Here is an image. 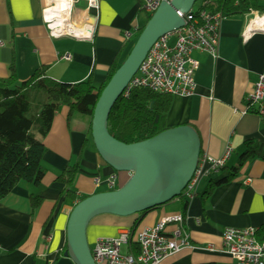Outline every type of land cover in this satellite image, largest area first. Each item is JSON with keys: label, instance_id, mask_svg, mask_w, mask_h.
Returning <instances> with one entry per match:
<instances>
[{"label": "crops", "instance_id": "crops-1", "mask_svg": "<svg viewBox=\"0 0 264 264\" xmlns=\"http://www.w3.org/2000/svg\"><path fill=\"white\" fill-rule=\"evenodd\" d=\"M260 3L264 5V0ZM44 7V0H0V78L11 76L12 63L20 80L47 66V75L59 82L76 84L91 79L98 87L107 79L119 53L120 63L125 60L134 36L150 19L143 0H99L98 11L87 8L86 3L79 7L77 18L84 29L93 31L92 39L53 37ZM258 14L261 12L252 8L225 17L217 56L195 54L200 62L195 92L173 95L168 126L194 127L201 138V156L220 159L228 145L233 152L224 168L205 176L201 188L188 198L185 228L191 246L168 256L162 264H237L222 252L224 230L264 227V160L260 158L250 160L230 182L203 199L212 181L238 165L247 140L264 143V119L247 111L246 104L258 76L264 73V31L247 40L242 36L249 19ZM67 54L71 60L64 59ZM68 113L67 107L59 109L43 140L47 171L41 183L21 181L0 200V264H76L64 252L69 215L76 201L65 199L66 185L58 177L80 154V170L72 187L79 197L111 190L107 181L112 176H116V188L130 178V173L114 170L101 157L90 135V119L74 117L69 121ZM32 197L42 198L37 209ZM176 212L182 213L179 199L144 214L99 215L88 226V241L94 244L99 237L113 236L120 230L137 232ZM207 245L217 251L200 249Z\"/></svg>", "mask_w": 264, "mask_h": 264}, {"label": "trees", "instance_id": "trees-1", "mask_svg": "<svg viewBox=\"0 0 264 264\" xmlns=\"http://www.w3.org/2000/svg\"><path fill=\"white\" fill-rule=\"evenodd\" d=\"M252 8L264 12V5L260 0H197L193 13L198 14L205 10L210 13H222L224 17H228L247 13ZM151 17L152 14L149 18ZM141 32L142 30H139L136 33L134 40ZM120 57L121 53L111 65L105 82L98 87L91 79L76 84L59 82L47 75V66L39 67L31 77L20 80L12 63L11 76L0 78V200L21 181L36 185L41 183L47 171L43 165V156L46 152L43 140L51 130L55 114L60 108L67 107L69 121L79 117L89 118L92 122L94 109L102 91L121 65ZM172 100V94L156 92L145 87L134 88L128 96L123 93L109 115V132L119 141L132 144L172 128L167 124ZM245 145L246 150L241 155L238 165L227 175L217 178L208 185L203 194L204 201L215 188L230 182L250 160L255 158L264 160L263 142L250 139ZM80 160L81 154L58 177V181L66 185L65 199L76 201V204L88 197H79L72 188L80 170ZM175 199L180 200L182 214L185 217L188 198L184 190L173 200ZM41 203V197H32L34 209ZM258 236L260 238L264 236V227L259 230ZM67 249L66 246L64 252ZM133 250L137 252L136 246Z\"/></svg>", "mask_w": 264, "mask_h": 264}, {"label": "built area", "instance_id": "built-area-1", "mask_svg": "<svg viewBox=\"0 0 264 264\" xmlns=\"http://www.w3.org/2000/svg\"><path fill=\"white\" fill-rule=\"evenodd\" d=\"M61 1L50 0L53 14L48 12L46 7L43 9L51 36L92 39L93 31L85 30L77 21L78 4L86 2L87 8L98 11L99 0H65L67 2L65 10L61 6ZM162 1L164 0H143V9L153 14ZM66 10H69L66 24L80 26L84 32L82 35H77L74 31L56 33V30L62 28L57 12ZM179 15L185 19V25L156 41L125 90V96L136 87L172 95H192L195 92V75L200 64L195 54L208 53L217 56L220 25L225 17L222 13H210L205 10L198 14L193 13V10L188 13L179 12ZM257 19H264V12L249 19L242 35L244 40L249 39L257 31H264V24L253 25ZM64 59L71 60V55H65ZM246 104L247 111H254L264 119V73L258 76L254 90L246 97ZM232 152L233 147L228 145L220 159L200 155L197 169L184 189L185 196L192 197L205 176L223 169ZM107 183L111 190L117 189L116 176L110 177ZM258 231L253 227L226 228L222 236V252L232 257L237 264H264V236L260 238ZM134 246L137 252H134ZM187 246H191V242L185 228V217L182 213L176 212L167 214L154 226L145 227L137 232L126 229L113 236L99 237L91 250L96 264H162L165 258ZM126 248L128 250H125ZM200 249L217 251L213 245Z\"/></svg>", "mask_w": 264, "mask_h": 264}, {"label": "water", "instance_id": "water-1", "mask_svg": "<svg viewBox=\"0 0 264 264\" xmlns=\"http://www.w3.org/2000/svg\"><path fill=\"white\" fill-rule=\"evenodd\" d=\"M196 1L164 0L159 4L96 103L91 122L95 147L114 170L131 175L122 187L92 194L73 207L65 255L76 264H96L87 235L92 219L103 214H144L164 205L182 193L197 169L201 138L190 125L172 127L132 144L119 141L109 132L111 110L149 50L160 37L185 25L179 12H190Z\"/></svg>", "mask_w": 264, "mask_h": 264}, {"label": "bare ground", "instance_id": "bare-ground-1", "mask_svg": "<svg viewBox=\"0 0 264 264\" xmlns=\"http://www.w3.org/2000/svg\"><path fill=\"white\" fill-rule=\"evenodd\" d=\"M62 8L63 10L66 9L67 7V2L65 0H62ZM45 7H46V10L48 12H51L53 14V8L50 6V0H45ZM58 15L60 16V19H59V22L62 23V25H60L62 28L61 29H58L56 30V33L58 32H61V31H74L77 35H82L84 32H82V28L80 26H77V25H71L70 23H67L66 24V20L69 19V10H66L65 12H57ZM58 24V23H56ZM264 24V19H257L256 21H254L253 25H263ZM55 26V25H54ZM88 28L90 27L89 25H87ZM92 28V27H91ZM86 30V29H85Z\"/></svg>", "mask_w": 264, "mask_h": 264}, {"label": "rangeland", "instance_id": "rangeland-1", "mask_svg": "<svg viewBox=\"0 0 264 264\" xmlns=\"http://www.w3.org/2000/svg\"><path fill=\"white\" fill-rule=\"evenodd\" d=\"M86 6V2H80L79 4H78V7H85ZM137 39V38H136ZM136 41V40H135ZM84 119H87V118H84ZM204 184V183H203ZM202 184V185H203ZM200 186V187H199ZM198 187H199V189L201 188V185H199ZM197 187V188H198ZM106 189V188H105ZM172 202V201H171ZM172 206H174V203H172L171 204V206L170 207H172ZM89 244H90V247H91V249L93 248V246H94V244L92 243V242H90L89 241Z\"/></svg>", "mask_w": 264, "mask_h": 264}]
</instances>
